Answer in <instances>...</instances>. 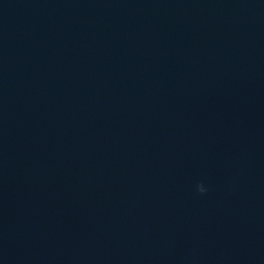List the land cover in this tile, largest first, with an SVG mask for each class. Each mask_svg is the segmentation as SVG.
<instances>
[{
	"label": "water",
	"instance_id": "water-1",
	"mask_svg": "<svg viewBox=\"0 0 264 264\" xmlns=\"http://www.w3.org/2000/svg\"><path fill=\"white\" fill-rule=\"evenodd\" d=\"M0 264H264V0H0Z\"/></svg>",
	"mask_w": 264,
	"mask_h": 264
},
{
	"label": "clouds",
	"instance_id": "clouds-1",
	"mask_svg": "<svg viewBox=\"0 0 264 264\" xmlns=\"http://www.w3.org/2000/svg\"><path fill=\"white\" fill-rule=\"evenodd\" d=\"M197 190L201 193H203L205 191V189L203 188L202 185H197Z\"/></svg>",
	"mask_w": 264,
	"mask_h": 264
}]
</instances>
